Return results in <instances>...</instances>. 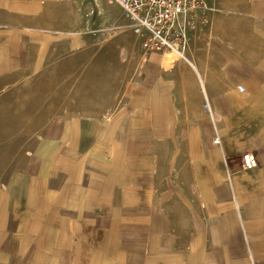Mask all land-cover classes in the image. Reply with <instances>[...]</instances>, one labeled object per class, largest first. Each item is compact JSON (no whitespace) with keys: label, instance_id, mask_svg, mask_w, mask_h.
Masks as SVG:
<instances>
[{"label":"rangeland","instance_id":"374dc122","mask_svg":"<svg viewBox=\"0 0 264 264\" xmlns=\"http://www.w3.org/2000/svg\"><path fill=\"white\" fill-rule=\"evenodd\" d=\"M190 21L188 42L175 62L164 63L169 48L158 52L164 70H172L181 59L188 61L183 57L194 47L212 69L227 63L230 78L236 75L264 84V0H203ZM146 38V32L134 30L114 0H0V207L6 210L0 261L9 263L13 251L25 259L15 227L25 213V202L30 194L46 189L49 181L62 182L46 166L45 152L56 122L74 139L79 132L81 138L91 132L100 145L93 157L103 162L113 158L110 146L116 143L122 150L124 142L132 140L134 158L130 172L121 176L123 185L133 182L140 194L152 189L154 194L166 191L182 200L192 196V203L174 202L173 196L160 203L171 212L181 210L183 216L205 209V188L192 186L206 173L193 168L208 158L205 137L199 130L193 137V129L199 128L189 121L193 108L180 109L185 121L166 123L175 137L171 131L170 138L148 140V133L142 132L152 125L141 121L150 112L152 95L141 87L150 52ZM225 52L229 58L220 54ZM189 74L182 71V84L189 83ZM143 107L146 114H138ZM246 112L245 123L264 122V86L260 100ZM232 113L238 122L237 111ZM178 221L186 228L184 218Z\"/></svg>","mask_w":264,"mask_h":264},{"label":"crops","instance_id":"0c3cea01","mask_svg":"<svg viewBox=\"0 0 264 264\" xmlns=\"http://www.w3.org/2000/svg\"><path fill=\"white\" fill-rule=\"evenodd\" d=\"M193 50L183 55L188 61L181 59L170 71L161 67V53H146L141 87L152 93L150 112L146 114L144 107L136 111L147 115L143 123H152L142 128L149 140L165 139L171 131L175 137L170 122L185 121L180 109L193 108L189 121L199 124L193 137L197 138L198 130L205 137L208 158L193 168L206 173L192 186L205 188V209L195 210L196 216L192 210L183 216L181 210L171 212L160 203L166 202V196L177 203H192V196L182 200L166 191L154 194L152 189L140 194L133 182L123 185L121 176L130 172L134 158L132 140L124 142L122 150L116 143L110 146L113 158L103 162L93 157L100 145L91 132H85L84 139L79 132L74 139L56 122L45 152L46 166L62 182L49 181L46 189L29 195L15 226L20 249L27 256L21 261L13 251L10 262L0 264H264V122L253 126L242 121L247 106L260 100L264 84L236 75L230 78L227 63L212 69L201 61L204 54ZM220 54L229 58L228 52ZM183 70L190 73L188 84H182ZM230 80L246 83L258 97L239 100L235 95L243 97L247 88L240 92L239 83L231 86ZM234 110L238 122L232 117ZM246 152L257 158L258 166L243 168ZM5 217L6 210L0 207V239L6 236ZM181 218L186 220L184 229ZM181 234L183 239L177 236Z\"/></svg>","mask_w":264,"mask_h":264},{"label":"built area","instance_id":"2783aa9c","mask_svg":"<svg viewBox=\"0 0 264 264\" xmlns=\"http://www.w3.org/2000/svg\"><path fill=\"white\" fill-rule=\"evenodd\" d=\"M130 19L138 33L146 32L147 51L163 52L171 47L184 49L188 42V25L192 13L203 0H114ZM246 92L244 85L238 86ZM219 142V138L215 139ZM243 168L258 166L257 158L251 153L242 154Z\"/></svg>","mask_w":264,"mask_h":264},{"label":"bare ground","instance_id":"6f19581e","mask_svg":"<svg viewBox=\"0 0 264 264\" xmlns=\"http://www.w3.org/2000/svg\"><path fill=\"white\" fill-rule=\"evenodd\" d=\"M183 53L180 51V49H178V48H176V47H173V48H169L168 50H167V53H166V55H165V59H164V63L166 64V65H170L171 63H173V62H175L178 58H179V56L180 55H182ZM2 55V54H1ZM242 84V83H241ZM205 85V84H204ZM240 84H238V86H239ZM246 88H247V92H246V95L245 96H237V95H235L236 97H241L243 100H254V99H256L257 97H258V94H256V92H254V93H250V91H249V87L247 86V84L245 83V84H243ZM206 111H208V110H206ZM211 116V115H210ZM216 118V117H215Z\"/></svg>","mask_w":264,"mask_h":264}]
</instances>
